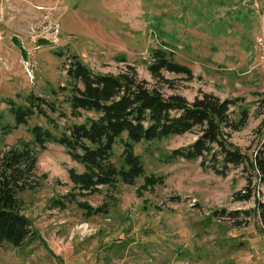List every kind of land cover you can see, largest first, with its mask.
Instances as JSON below:
<instances>
[{
	"label": "rangeland",
	"instance_id": "obj_1",
	"mask_svg": "<svg viewBox=\"0 0 264 264\" xmlns=\"http://www.w3.org/2000/svg\"><path fill=\"white\" fill-rule=\"evenodd\" d=\"M234 1L233 9L247 8L253 16L250 23L232 24L227 36L212 37L202 25L190 28L166 20L167 30H176L180 39L175 60L192 73L188 78L163 72L166 83L147 70L148 48L156 43L146 16L180 17L185 0H0V112L6 110L3 99L18 100L29 92L43 96L46 84L64 86L70 57L78 55L98 74L117 75L132 66L138 80L157 83L164 96L179 95L187 102L202 94L242 98L249 119L230 143L252 158L264 143V69L250 54L264 26V0ZM226 11L220 9L217 18ZM13 36L25 49V60ZM120 56L127 62L117 61ZM19 138L28 139L23 127L5 137L0 133V147ZM195 139L188 133L135 147L145 174L162 176V184L142 189L139 179L116 192L101 187L64 209L54 208L52 201L72 191L69 171L80 173L82 167L61 146L47 145L37 158V185L18 196L39 237L16 248L1 245L0 264H264L255 172L231 168L221 177L203 171L199 162L160 161ZM120 153L117 149L116 164ZM246 188L251 198L235 201L234 194ZM79 203L105 210L86 215Z\"/></svg>",
	"mask_w": 264,
	"mask_h": 264
},
{
	"label": "trees",
	"instance_id": "obj_2",
	"mask_svg": "<svg viewBox=\"0 0 264 264\" xmlns=\"http://www.w3.org/2000/svg\"><path fill=\"white\" fill-rule=\"evenodd\" d=\"M185 1L180 17L146 16L149 36L156 43L148 48L146 64L155 81L167 83L163 72L192 77L191 70L175 60L180 39L176 30H167L166 20L190 28L202 25L204 32L218 37L227 36L234 23H250L253 16V11L247 8L233 9L234 0ZM223 8L227 9L225 16L217 18ZM186 11L190 14L189 22ZM53 54L62 56L60 52ZM70 59L64 86L55 88L46 84L43 96L29 92L18 100H1L6 106L0 112L1 136L23 127L28 139L19 138L8 147H0V246L8 244L16 248L39 237L23 214L18 196L37 185V158L47 145L61 146L82 167L80 173L69 171L72 191L52 201L54 208L64 209L67 204L77 202L78 197L99 193L101 187L116 192L121 186L135 185L139 179L143 180L142 189L162 184V176L145 174L143 160L135 153V147L188 133L195 134L196 139L170 151L160 161L199 162L203 171L221 177L231 168H250L256 173L260 187L262 199L256 200L255 208L264 233V143L252 158L230 143L232 135L244 129L249 119L242 98L221 100L202 94L187 102L179 95L164 96L157 83L148 86L138 80L132 66L117 75L98 74L78 55H71ZM116 60L127 62L125 56ZM31 121L35 122L30 124ZM117 149L121 153L116 164L113 159ZM251 196L252 190L246 188L235 193L234 199L244 202ZM79 206L86 215H98L105 210L86 203Z\"/></svg>",
	"mask_w": 264,
	"mask_h": 264
},
{
	"label": "built area",
	"instance_id": "obj_3",
	"mask_svg": "<svg viewBox=\"0 0 264 264\" xmlns=\"http://www.w3.org/2000/svg\"><path fill=\"white\" fill-rule=\"evenodd\" d=\"M250 54L256 65L264 69V26L254 37Z\"/></svg>",
	"mask_w": 264,
	"mask_h": 264
},
{
	"label": "water",
	"instance_id": "obj_4",
	"mask_svg": "<svg viewBox=\"0 0 264 264\" xmlns=\"http://www.w3.org/2000/svg\"><path fill=\"white\" fill-rule=\"evenodd\" d=\"M11 42L19 50L22 59L25 60L26 59V51L23 48V46H22L20 40L18 39V37L13 36L11 38Z\"/></svg>",
	"mask_w": 264,
	"mask_h": 264
}]
</instances>
